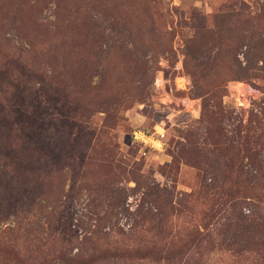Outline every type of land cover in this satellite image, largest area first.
<instances>
[{"label":"rangeland","instance_id":"1","mask_svg":"<svg viewBox=\"0 0 264 264\" xmlns=\"http://www.w3.org/2000/svg\"><path fill=\"white\" fill-rule=\"evenodd\" d=\"M262 14L264 0H0V264H17L3 247L65 264L117 243L182 251L118 264H264L239 230L264 191L243 173L264 166V73L227 78L264 67L241 42L264 54Z\"/></svg>","mask_w":264,"mask_h":264},{"label":"trees","instance_id":"2","mask_svg":"<svg viewBox=\"0 0 264 264\" xmlns=\"http://www.w3.org/2000/svg\"><path fill=\"white\" fill-rule=\"evenodd\" d=\"M96 14V15H94ZM94 16L100 15V13H97L96 11H93ZM264 17V14H262ZM96 22V19H94ZM98 27V26H97ZM251 39H255L254 35H252L248 30H245L243 32V35L241 36V42L242 46L246 47L245 51L243 52V58L246 62L249 64L254 63L255 61L262 60L264 62V54L261 51H257L253 48V46L250 44ZM256 41L260 42V44H264V35L260 34L259 37L256 39ZM12 45L13 40L9 36H0V47L2 45ZM28 46L27 48L23 49V52L29 53L30 56H33L35 54L34 47L28 43H26ZM22 48V47H21ZM112 48V45H108L105 47V52H110V49ZM31 49V50H30ZM63 51V48H62ZM217 59V58H215ZM250 66V65H249ZM237 67L238 69L235 70H228V76L227 78L229 80H243V79H250L257 74L264 73V67ZM233 73V74H231ZM257 167V168H256ZM246 175L254 173V176L250 177L246 180V182L251 186L250 188L256 189L261 185V179H263L264 175V166H253L248 171L243 172ZM211 185L214 186V181H211ZM257 194V195H256ZM260 197L264 199V191L259 194L258 189H256L255 192V200H252L251 198H248L247 201L243 202L242 209L240 210V218H241V225L239 227V230L242 231V239H241V245L243 244L242 251H245L244 249L248 248L247 245H254L258 247V250L264 257V206L261 204ZM259 198V199H258ZM120 207V206H116ZM123 213V209H121ZM95 221H99V218H96ZM205 230L207 229L204 228ZM14 231L13 227L6 226L1 233H10ZM132 230L129 231V233ZM198 234H201L200 231L197 232ZM104 236H107L109 234H103ZM125 235V233H123ZM132 237L134 235V232H131L128 234ZM95 236V232L93 231L89 235H84L83 239L87 240V242L91 241L92 237ZM86 243V242H85ZM96 247L94 245H85L79 248L77 256L79 258L86 257V253L89 251L92 252V254L95 253ZM142 247L139 246H133V245H127V244H115V246L106 249L105 251L101 252L98 257L92 258L89 257L88 260H75L71 259L69 261H65V264H71L77 263V264H96V263H103V262H111V264H118L121 261L128 260V261H144L146 260V257L149 256L151 260L154 262L160 263L162 261H172L177 258V256L182 252L179 249H174L173 247L167 249L165 252H141ZM246 252V251H245ZM2 255L3 256H9L10 259L17 264H21L19 261V258H17V253H13L7 249V247H3L2 249ZM244 255V254H243ZM78 259V257H77ZM264 263V261H263Z\"/></svg>","mask_w":264,"mask_h":264},{"label":"built area","instance_id":"3","mask_svg":"<svg viewBox=\"0 0 264 264\" xmlns=\"http://www.w3.org/2000/svg\"><path fill=\"white\" fill-rule=\"evenodd\" d=\"M155 131H156L155 133H157V130H155ZM158 135L163 137V134H161V133H158ZM133 138H134L135 142H137L138 144L147 145V143L150 142L151 139L153 138V134H146V133L144 134L141 131H135L133 133Z\"/></svg>","mask_w":264,"mask_h":264}]
</instances>
